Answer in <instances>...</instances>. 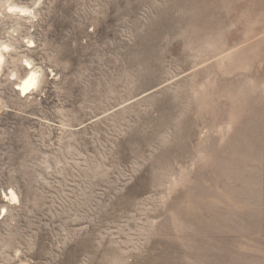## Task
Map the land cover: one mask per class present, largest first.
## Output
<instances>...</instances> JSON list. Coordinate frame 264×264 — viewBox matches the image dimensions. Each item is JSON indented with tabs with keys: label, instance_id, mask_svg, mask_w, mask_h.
I'll list each match as a JSON object with an SVG mask.
<instances>
[{
	"label": "rangeland",
	"instance_id": "rangeland-1",
	"mask_svg": "<svg viewBox=\"0 0 264 264\" xmlns=\"http://www.w3.org/2000/svg\"><path fill=\"white\" fill-rule=\"evenodd\" d=\"M14 3L0 264H264V0Z\"/></svg>",
	"mask_w": 264,
	"mask_h": 264
},
{
	"label": "clouds",
	"instance_id": "clouds-1",
	"mask_svg": "<svg viewBox=\"0 0 264 264\" xmlns=\"http://www.w3.org/2000/svg\"><path fill=\"white\" fill-rule=\"evenodd\" d=\"M40 0H36L35 7H39ZM34 9H26L18 6L14 3V0H0V13L6 12L8 14H16L20 13L24 16L32 15V11ZM25 43H28L25 40ZM32 47H35V44H31ZM15 51L14 46L9 43L7 40H0V72L5 70V65L8 63V54H11ZM21 66L27 69H33V62L30 57H23L20 60ZM47 72L53 76H55V72L52 68H48ZM7 74L9 79L12 81H16L14 87L19 92V94L24 97L28 96L34 92H37L41 88V81L44 78V71L39 67L31 70L27 73L26 76L21 77L19 72L12 67L7 68ZM59 79V77H56ZM0 198L6 202V204H18L19 196L13 188H9L7 192L3 189H0ZM7 214V207L5 205H0V218H3L4 215Z\"/></svg>",
	"mask_w": 264,
	"mask_h": 264
}]
</instances>
